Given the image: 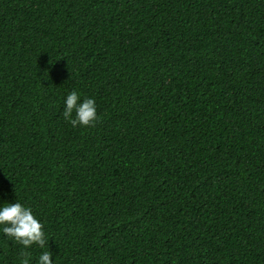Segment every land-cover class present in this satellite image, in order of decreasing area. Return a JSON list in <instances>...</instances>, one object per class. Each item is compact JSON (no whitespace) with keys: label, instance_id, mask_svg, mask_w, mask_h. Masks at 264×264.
<instances>
[{"label":"trees","instance_id":"1","mask_svg":"<svg viewBox=\"0 0 264 264\" xmlns=\"http://www.w3.org/2000/svg\"><path fill=\"white\" fill-rule=\"evenodd\" d=\"M73 90L95 126L63 117ZM16 202L49 240L0 225V264H264V0H0Z\"/></svg>","mask_w":264,"mask_h":264},{"label":"clouds","instance_id":"2","mask_svg":"<svg viewBox=\"0 0 264 264\" xmlns=\"http://www.w3.org/2000/svg\"><path fill=\"white\" fill-rule=\"evenodd\" d=\"M79 100L80 97L75 90L67 95L63 117L69 120L73 127L95 126L99 117L94 99L85 98L82 103H78ZM73 112L75 118H72ZM0 225H5L3 227L5 236L12 238L24 248H29L33 244L44 247L49 240L45 238L43 225L35 218L32 210L18 202L0 207ZM30 255L29 252H21L23 257L21 264H29ZM51 256L50 251H45L40 255L38 264H52Z\"/></svg>","mask_w":264,"mask_h":264}]
</instances>
